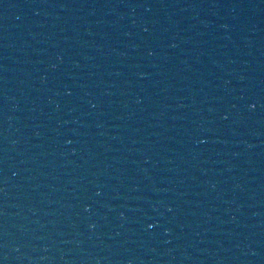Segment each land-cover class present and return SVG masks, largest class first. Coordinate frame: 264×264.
<instances>
[{"label":"water","instance_id":"water-1","mask_svg":"<svg viewBox=\"0 0 264 264\" xmlns=\"http://www.w3.org/2000/svg\"><path fill=\"white\" fill-rule=\"evenodd\" d=\"M0 264H264V0H0Z\"/></svg>","mask_w":264,"mask_h":264}]
</instances>
